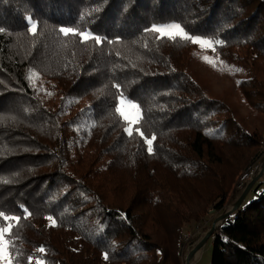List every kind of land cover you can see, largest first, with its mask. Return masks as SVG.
Returning a JSON list of instances; mask_svg holds the SVG:
<instances>
[{
  "label": "trees",
  "instance_id": "trees-1",
  "mask_svg": "<svg viewBox=\"0 0 264 264\" xmlns=\"http://www.w3.org/2000/svg\"><path fill=\"white\" fill-rule=\"evenodd\" d=\"M170 24L185 37L153 30ZM0 29L10 264H182L191 224L222 212L264 145L189 75L192 39L264 124V0H0ZM215 233L210 264H264V182Z\"/></svg>",
  "mask_w": 264,
  "mask_h": 264
},
{
  "label": "rangeland",
  "instance_id": "rangeland-1",
  "mask_svg": "<svg viewBox=\"0 0 264 264\" xmlns=\"http://www.w3.org/2000/svg\"><path fill=\"white\" fill-rule=\"evenodd\" d=\"M176 26L177 25L174 24L161 25L154 27L153 30L156 28H163L164 32L155 31L159 36L185 37L184 31L180 27L177 28ZM169 33H171V35ZM192 42L195 44L196 48L193 50L187 64L189 75L207 91L210 99L221 101L233 109L236 113L235 116L241 125L245 126L246 124H251L253 127L257 126L260 130L264 131L263 122L256 125L257 122H259L257 121L259 117H256V114H253L246 107L234 87V81L232 78L224 75V68L218 69L215 66L214 58H212L208 53L211 49V44L207 40L201 38H193ZM121 111H123L125 115H122ZM118 112L121 118L130 126L137 123L140 118V111L137 105L123 98H120L118 101ZM262 154V159L259 160L248 173L239 176L237 183L234 185L235 195L233 198H231L233 196L232 193L229 195L226 205L221 213H215L212 209H210L207 217L201 222V224H191V227L187 231L188 236L184 241L186 246L183 247L184 252L181 258L182 264L188 252L192 250V248H194L204 237H206L207 232H209L212 225L215 224L214 234L205 240L196 256L192 258L193 264H210L212 257V244L214 237L216 236L215 232L220 228L222 222L225 220L220 221L218 218L223 216L225 213H229L227 218H230L234 214L231 212L236 201L252 180L257 178L256 181L260 179V181L264 182V172L260 177H258L259 174L262 173L264 166V145L262 147ZM189 239H192V241L189 242ZM0 248L3 249V252H0V264H10L7 245L2 237H0ZM5 253H7L8 256L7 259L3 258Z\"/></svg>",
  "mask_w": 264,
  "mask_h": 264
},
{
  "label": "water",
  "instance_id": "water-1",
  "mask_svg": "<svg viewBox=\"0 0 264 264\" xmlns=\"http://www.w3.org/2000/svg\"><path fill=\"white\" fill-rule=\"evenodd\" d=\"M262 173L259 174L258 177H260L263 172H264V166H263V169H262ZM257 178H255L254 180H252L246 187V189L244 190V192L240 195L239 199L236 201L233 209H232V212L231 213H235L238 208L241 206L242 202L244 201V199L246 198L247 194L249 193L251 187L253 186V184L255 183ZM229 216V213H225L223 216H221L220 218H218V220H224L226 219L227 217ZM214 230H215V224L212 225L211 229L209 232H207V235L206 237H204L192 250L191 252L188 254L187 256V261H190L194 255L200 250V248L202 247L203 243L205 242V240H207L210 236H212L214 234Z\"/></svg>",
  "mask_w": 264,
  "mask_h": 264
},
{
  "label": "snow or ice",
  "instance_id": "snow-or-ice-1",
  "mask_svg": "<svg viewBox=\"0 0 264 264\" xmlns=\"http://www.w3.org/2000/svg\"><path fill=\"white\" fill-rule=\"evenodd\" d=\"M176 27L178 28L179 26H176ZM0 30H2V29H0ZM60 31L67 35L68 33L72 32V29H70V28H62V29H60ZM154 31H156V32H164V29L163 28H156V29H154ZM169 34L171 35V33H169ZM80 35L83 36L85 39H88L89 38L84 33H80ZM96 41H97V43L100 42L99 41V37H96ZM121 114L122 115H125V113H123V111H121ZM129 135H131V133H129ZM153 139H155V137H153L152 139L147 140V144L149 145V148H148V151L149 152L152 151L151 145L153 143ZM5 219H8V218L5 217ZM13 219H16V218L13 217ZM0 237H2V234H0ZM41 251H43V249H41ZM0 252H3V249L2 248H0ZM3 258L4 259H7L8 258L7 253L4 254ZM105 258L107 259V255L105 256Z\"/></svg>",
  "mask_w": 264,
  "mask_h": 264
},
{
  "label": "built area",
  "instance_id": "built-area-1",
  "mask_svg": "<svg viewBox=\"0 0 264 264\" xmlns=\"http://www.w3.org/2000/svg\"><path fill=\"white\" fill-rule=\"evenodd\" d=\"M184 252V251H183ZM191 252V250L188 252V254ZM188 254L185 256V260H183V264H193L192 263V259L190 261H187V256ZM182 256H183V253H182Z\"/></svg>",
  "mask_w": 264,
  "mask_h": 264
},
{
  "label": "crops",
  "instance_id": "crops-1",
  "mask_svg": "<svg viewBox=\"0 0 264 264\" xmlns=\"http://www.w3.org/2000/svg\"><path fill=\"white\" fill-rule=\"evenodd\" d=\"M194 234V233H193ZM193 249V248H192ZM197 254V253H196ZM196 254L194 255V257L196 256Z\"/></svg>",
  "mask_w": 264,
  "mask_h": 264
}]
</instances>
